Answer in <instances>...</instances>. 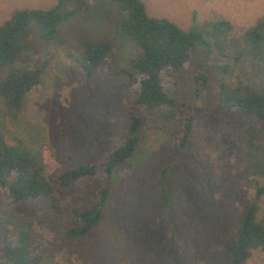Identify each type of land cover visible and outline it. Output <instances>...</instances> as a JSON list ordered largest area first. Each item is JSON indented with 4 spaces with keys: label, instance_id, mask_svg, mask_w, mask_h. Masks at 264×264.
<instances>
[{
    "label": "rangeland",
    "instance_id": "obj_1",
    "mask_svg": "<svg viewBox=\"0 0 264 264\" xmlns=\"http://www.w3.org/2000/svg\"><path fill=\"white\" fill-rule=\"evenodd\" d=\"M55 1L0 0V25L15 11L44 10ZM141 2L147 15L186 31L215 20L229 22L225 51L193 47L179 70L163 75L165 91L179 105L168 121L135 103L129 81H117L138 50L115 39L125 12L112 0L67 1L64 6L72 13L49 40L40 38L29 22L25 49L14 65L39 69V82L26 92L16 116L0 106V131L6 142L19 136L41 148L44 173L61 213L48 212L43 197L14 203L0 189V246L4 229L13 234L20 224L32 234L40 264H227V247L248 205H253L255 220L264 219V188L255 197L264 177L251 175L243 156L245 127L252 118L217 100L220 83L241 81L264 93L260 62L248 55L233 59L243 31L264 18V0ZM97 42L110 46L106 67L85 76L76 58L83 44ZM200 73L206 82L195 92L193 76ZM128 107L141 122L129 159L107 180L90 177L60 187L56 176L62 169L96 162L127 138ZM188 114L193 132L184 148L173 152V137L181 134V119ZM163 168L167 203L158 190ZM103 185L109 197L100 224L69 239V210L85 203L81 188ZM245 264H264V254L252 250Z\"/></svg>",
    "mask_w": 264,
    "mask_h": 264
},
{
    "label": "trees",
    "instance_id": "obj_2",
    "mask_svg": "<svg viewBox=\"0 0 264 264\" xmlns=\"http://www.w3.org/2000/svg\"><path fill=\"white\" fill-rule=\"evenodd\" d=\"M69 0H56L47 9H22L13 12L0 25V106L4 113L16 116L26 92L39 82V69L25 70L14 65L17 56L25 49L23 42L26 26L32 22L38 36L49 40L55 35L58 24L67 19L72 10L64 5ZM125 12V17L115 27V39L119 43L130 42L138 53L128 61L129 69L122 70L117 81H129L135 88L134 101L137 105L159 112L169 121L178 109V102L164 89L163 75L179 70L191 57L193 47L204 51L213 46L224 52L226 36L232 29L229 22L215 20L204 23L200 28L183 30L163 17L146 14L141 0H112ZM66 8V10H61ZM233 59L248 55L260 62L259 71L264 75V18L245 29L240 37ZM241 44V45H240ZM110 46L104 42L85 43L76 61L85 76L106 67ZM226 65L222 66L224 69ZM220 71L221 68H220ZM119 78V79H118ZM194 91L204 88L206 76H193ZM217 100L227 109H237L250 116L253 122L246 124L243 137V156L251 175L264 177V93L236 82L233 86L220 83ZM161 110H164L161 112ZM128 136L105 156L93 163L80 164L62 169L56 176L60 187H69L90 177L109 179L114 169L132 155L137 141V130L141 122L135 109H127ZM180 135L172 140L173 152L184 148L185 141L193 132V117L184 115L181 119ZM166 169L160 170L158 190L162 202L167 203L165 190ZM264 186L256 190L255 197ZM0 189L14 203L32 201L43 197L47 211L61 213L52 187L44 173V162L39 146L27 144L21 137L13 136L6 142L0 131ZM83 206L74 205L69 210V224L66 236L77 239L96 228L103 217L109 197L106 186H83ZM5 231V242L0 246V264H40L41 257L36 250L32 234L18 224L13 234ZM227 264H245L254 249L264 254V219L255 220L254 208L249 204L240 217L234 238L228 245Z\"/></svg>",
    "mask_w": 264,
    "mask_h": 264
}]
</instances>
